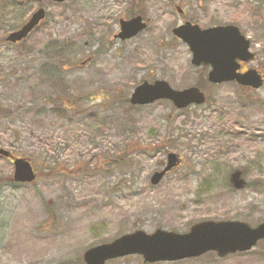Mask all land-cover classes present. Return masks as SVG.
I'll return each mask as SVG.
<instances>
[{"label": "rangeland", "instance_id": "374dc122", "mask_svg": "<svg viewBox=\"0 0 264 264\" xmlns=\"http://www.w3.org/2000/svg\"><path fill=\"white\" fill-rule=\"evenodd\" d=\"M34 1L0 0V148L37 171L35 181L18 182L13 162L0 156V264H85L86 250L135 230L264 221V87L211 85L172 33L185 21L236 24L253 41L251 65L264 70V0ZM40 6L47 14L38 29L18 44L5 40ZM133 14L150 19L147 29L114 38L119 20ZM56 45L71 94L45 73L58 64ZM161 78L176 89L198 86L206 104L190 115L166 100L131 104L135 87ZM53 100L73 108L59 116ZM178 128L188 135L176 139ZM169 152L183 164L153 184ZM236 171L241 189L230 182ZM107 264L149 263L131 255ZM153 264H264V240L222 258Z\"/></svg>", "mask_w": 264, "mask_h": 264}, {"label": "water", "instance_id": "95a60500", "mask_svg": "<svg viewBox=\"0 0 264 264\" xmlns=\"http://www.w3.org/2000/svg\"><path fill=\"white\" fill-rule=\"evenodd\" d=\"M52 1L59 3L65 0ZM45 14L44 8L38 9L28 23L12 32L7 40L16 43L26 38L45 18ZM142 19V16H136L129 20H120L121 31L118 35L121 39L126 40L137 36L139 31L145 29L147 24ZM173 33L188 44L193 54V64L212 66L208 74L210 82L215 84L237 81L238 84L255 89L263 86L262 76L254 69L248 70L245 74L237 72L241 66L237 60H251L254 54L249 51L251 41L246 39L236 25L202 29L192 22H186L174 28ZM161 99L169 100L176 108L183 109L194 104H204L206 96L197 86L176 90L166 80L160 79L154 83L140 84L130 97L134 105H149ZM1 154L14 160V180L23 183L35 181L36 173L29 159L14 157L4 148L0 149ZM180 164V155L176 152L169 153L167 166L162 171L154 172L152 183L160 182L166 175L165 173ZM241 174V171H236L231 176V181L237 189L246 185ZM263 239L264 221L256 226L238 220L199 221L193 224L186 233L166 231L161 228L153 233L144 230L125 233L113 242L103 243L86 250L84 261L86 264H106V261L114 258L138 254L149 263L174 262L200 257L211 251H215L222 258L235 252L249 251L259 240Z\"/></svg>", "mask_w": 264, "mask_h": 264}, {"label": "trees", "instance_id": "16d2710c", "mask_svg": "<svg viewBox=\"0 0 264 264\" xmlns=\"http://www.w3.org/2000/svg\"><path fill=\"white\" fill-rule=\"evenodd\" d=\"M14 3V2H13ZM17 3V2H16ZM16 3H14V4H16ZM18 4H20V3H18ZM253 11H255V10H257V9H260L261 7L260 6H257V5H255L254 7H250ZM261 14V12H259V13H255V15L257 16V15H260ZM52 48H53V51H54V54H53V56L55 57V58H53L52 60H56V58L58 59L57 61V63L58 64H56V65H53V66H51L50 68H49V70H47L46 69V71H45V68L43 69V71H45V73H46V76H47V78H50V80L52 81V80H56L57 81V83L60 85V86H62L63 87V90H62V92H66V94H71V92H70V88L68 87V85H67V83H66V81H65V79H64V77L62 78V76H63V69L65 68V66L63 65L64 63L62 62V63H60V58L59 57H61V56H59L58 55V53H59V51L57 50V48H59L57 45L56 46H51ZM100 100H102L101 98H99ZM52 104H54V106H57L53 111L55 112V114H58L59 116H63L64 117V115H66L65 114V111H68L69 109H71V108H73V106L72 105H70L69 103L70 102H68L67 100L66 101H56V100H53L52 102H51ZM136 107H139V106H136ZM140 107H142V106H140ZM199 107V106H198ZM198 107H196V108H194V109H198ZM193 109V108H192ZM196 110H195V112H196ZM206 111V110H205ZM205 111H204V113H205ZM181 112V114H183V113H187V115H190L191 114V112H192V110H191V108H186V109H183L182 111H180ZM10 113H11V110H8V109H5L4 110V112H2V114H5V115H10ZM174 130V129H173ZM178 131H179V133H178V137H176V139H179V138H181V136H183V137H185L186 135H188V132H185V131H188V130H185L184 129V131H182V128H178L177 129ZM126 132L127 133H129V130L128 129H126ZM181 132H182V135H179V134H181ZM175 139V140H176ZM175 140H174V142L173 143H175ZM169 145H173V144H169Z\"/></svg>", "mask_w": 264, "mask_h": 264}, {"label": "flooded vegetation", "instance_id": "af4514ba", "mask_svg": "<svg viewBox=\"0 0 264 264\" xmlns=\"http://www.w3.org/2000/svg\"><path fill=\"white\" fill-rule=\"evenodd\" d=\"M25 1H27V0H11V2H17V3H23V2H25ZM31 1V0H30ZM35 3H37L36 1H34ZM41 3V2H40ZM264 5V3H262V6ZM263 11H264V9H263ZM259 12H261L262 13V11L260 10ZM258 12V13H259ZM137 15H141V14H133L131 17H128L127 19H132V18H135ZM261 15V14H260ZM143 17H144V19L146 20V19H148V18H146L144 15H142ZM122 19H124V20H126V18H121V20ZM149 20V19H148ZM27 22V21H26ZM25 22V23H26ZM119 28H120V25H119ZM120 30V29H119ZM119 30L117 31V33L119 32ZM12 32V31H11ZM10 32V33H11ZM117 33H115L114 34V38H117ZM7 39V37L5 38V40ZM256 59V58H255ZM239 62H240V64H241V66H240V68H239V71L241 72V73H244V72H246L248 69H250V68H255L256 70H258V72H260L261 74H264V70L263 69H260L258 66L257 67H253L252 65H251V63H253V62H245V61H243V60H239ZM205 68H206V75L208 74V72L210 71V67L209 66H204ZM207 78H208V75H207ZM243 89H245L246 91H252V92H256L255 90H253L252 88H249V87H243Z\"/></svg>", "mask_w": 264, "mask_h": 264}]
</instances>
